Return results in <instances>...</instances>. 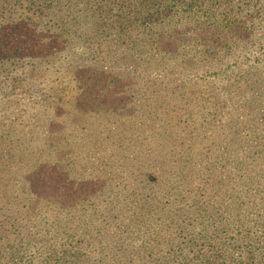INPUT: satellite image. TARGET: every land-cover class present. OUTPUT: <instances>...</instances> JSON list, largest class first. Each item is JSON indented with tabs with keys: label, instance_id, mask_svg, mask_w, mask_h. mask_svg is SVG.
Returning <instances> with one entry per match:
<instances>
[{
	"label": "rangeland",
	"instance_id": "374dc122",
	"mask_svg": "<svg viewBox=\"0 0 264 264\" xmlns=\"http://www.w3.org/2000/svg\"><path fill=\"white\" fill-rule=\"evenodd\" d=\"M247 3L232 7L239 13L230 19L232 39L220 46L216 63L201 56L199 71L176 65L180 58L136 67L130 91L118 95L117 83H107L99 70L129 67L97 68L101 90L76 108L66 105L57 118L38 106L34 115L0 118V177L13 189L7 194L0 182V197L6 194L0 264H68L75 254L87 264H111L194 213L198 200L212 212L205 228L223 237L238 190L249 198L264 183V0ZM26 18L27 0H0V27ZM24 182L33 197L46 188L60 197L86 191L90 199L72 210L45 206L9 227L3 221L22 209ZM128 196L143 209L135 210ZM82 220L86 230L77 229ZM24 236L35 241L18 258ZM163 254L157 260L170 259Z\"/></svg>",
	"mask_w": 264,
	"mask_h": 264
},
{
	"label": "trees",
	"instance_id": "16d2710c",
	"mask_svg": "<svg viewBox=\"0 0 264 264\" xmlns=\"http://www.w3.org/2000/svg\"><path fill=\"white\" fill-rule=\"evenodd\" d=\"M27 1L29 18L19 20L10 29L0 27V118L16 113H20L18 117L34 115L32 108L36 106L50 118H57L66 105L76 108L80 100L91 98L101 90V83L94 76L97 68L121 63L129 67L127 70L116 67L111 72L99 70L107 83H117L118 95L130 91L128 85L133 79L128 76L136 67L174 65V58H180L176 65L185 63L190 71H199L205 61L201 56L207 55L211 63H216L220 46L232 39L228 35L233 29L230 19L239 14L233 13L232 7L249 6L246 0ZM38 68L45 69L47 74ZM0 182L6 188L4 192L13 191L8 178L0 177ZM22 184L21 197L17 200L23 207L4 219L3 223L9 227L30 221L27 217L35 216L45 206L72 210L90 199L86 191L79 198L60 197L46 188H41L43 194L33 197L30 186L26 182ZM263 184L249 198L238 190L226 214L232 216L233 224H227L223 237L205 228L212 212L198 200L194 213L177 220L172 229L158 230L130 256L108 263L264 264ZM23 197L26 199L22 203ZM125 199L134 204L135 210L143 209L130 196ZM163 216L171 218L173 214L166 212ZM82 223L77 229L86 230L87 223L83 220ZM127 230L126 225L124 231ZM2 231L0 228V236ZM89 236L94 242L92 235ZM34 241L30 236L20 238L16 256L22 257ZM163 253L170 256L166 262L157 260ZM72 256L77 259L68 264H87L78 255Z\"/></svg>",
	"mask_w": 264,
	"mask_h": 264
}]
</instances>
